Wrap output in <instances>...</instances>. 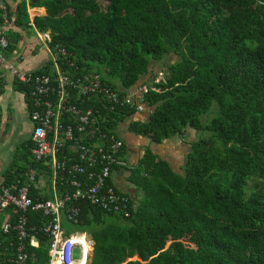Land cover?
Listing matches in <instances>:
<instances>
[{
    "label": "trees",
    "instance_id": "trees-1",
    "mask_svg": "<svg viewBox=\"0 0 264 264\" xmlns=\"http://www.w3.org/2000/svg\"><path fill=\"white\" fill-rule=\"evenodd\" d=\"M28 4L46 8L34 26L50 30V46L76 64L60 55L62 68L97 72L117 89L136 85L155 60L178 56L148 84L151 113L131 132L155 144L188 128L211 133L192 143L183 172L145 149L131 169L138 192L130 218L84 206L91 264L137 256L128 264H264V0H23L10 10L23 29L33 28ZM10 37L13 48L20 34ZM113 117V127L125 120ZM23 144L27 165L11 163L8 182L34 165L31 138ZM188 235L197 249L182 241ZM31 252L47 256L44 247Z\"/></svg>",
    "mask_w": 264,
    "mask_h": 264
},
{
    "label": "built area",
    "instance_id": "built-area-1",
    "mask_svg": "<svg viewBox=\"0 0 264 264\" xmlns=\"http://www.w3.org/2000/svg\"><path fill=\"white\" fill-rule=\"evenodd\" d=\"M10 10L0 0V93L9 83L26 87L20 90L29 94L34 165L9 182L0 175V264H37L31 251L43 246L46 264H89L92 242L86 233L68 234L62 218L79 224L86 204L130 218L132 198L113 181L115 168L129 166L128 153L111 120L113 113L128 119L132 110L147 117L149 88L140 83L117 89L97 72L62 68L60 55L66 65L76 64L66 59L65 48L50 46V31L40 37L53 55L51 69L22 70L18 64L26 57L11 46Z\"/></svg>",
    "mask_w": 264,
    "mask_h": 264
},
{
    "label": "crops",
    "instance_id": "crops-1",
    "mask_svg": "<svg viewBox=\"0 0 264 264\" xmlns=\"http://www.w3.org/2000/svg\"><path fill=\"white\" fill-rule=\"evenodd\" d=\"M9 4L10 9L12 10V12L17 13L20 3L23 0H6ZM28 1V0H27ZM28 11L30 14V25L33 28H28V29H23L19 26H17L15 24L14 21V16L12 17V25L10 27L9 30V36L11 35L12 32H16L20 34V40H18V42L14 43L15 45L13 46V48L16 50H18L19 52H23L25 54V60L18 64L19 68H21L24 71H28V70H34V69H45L46 66H49V61L52 60L50 59L48 56H44V57H36V55L38 54V49L37 50H32L30 49V51L27 52L28 49V45L27 43L29 42H36L35 44L39 45V43H41L42 38L40 37L43 31H40L39 29H37L34 24H33V18L36 15H43L46 14V8L45 7H33L30 4H28ZM33 29L34 32L37 34L39 40H30V34L29 31ZM50 31V30H48ZM46 31V32H48ZM51 32V31H50ZM11 38V37H10ZM21 44V45H19ZM47 54H49L48 51H46ZM30 65V66H28ZM41 65V66H39ZM151 63L150 66V73L151 74H147L144 78L142 79L143 81H146L150 78L154 79L157 75V72L154 69V65ZM148 78V79H146ZM7 85L6 89H10V93H5L6 89L4 91H2L0 93V105L2 107V114L0 117V127L3 126V128H7V126L9 125V122L12 121L13 116H14V112H15V104L13 103L15 99V95L12 94V92L16 93V94H20L23 97V103L24 105L21 106V110L19 111V116L21 119H23L22 115L20 114L21 111L23 113H27L28 117H29V109H28V102L26 101L27 98L23 95V93H21L20 89H17V87L19 85L16 84H12L11 86ZM5 93V94H4ZM16 111H18V107H16ZM22 113V114H23ZM146 116H144V114L142 113H134L132 116H130L128 119H125L124 121L120 122L118 125V129L120 134L122 135L124 141H125V147H126V151L128 153V161H129V166L124 167V168H115V170L113 171V178H114V183L116 184L117 188L123 192H126V194L128 193V195H130L131 197H135L134 193H137V189L134 186L132 180H131V169L133 168V165L137 164L139 159L141 158V156L144 154L145 149L147 147H150L157 155H159L160 158L167 160L171 166L173 167V169L177 172H183L185 163H186V159H187V155L189 154V152L192 149V143H194L195 139L192 138V135H194L193 133V129L188 128L187 132L185 133V135L183 137L181 136H174L172 138H169L167 140H165L163 143L161 144H155V143H150V140L144 136L135 134L133 132H131L129 130V125L131 124V122L135 121V120H142V118H145ZM30 119V117H29ZM24 120V119H23ZM31 121V120H30ZM32 123V121H31ZM32 129H33V123H32V127L30 129V135L29 138L31 137V133H32ZM12 133L15 132L14 129L11 130ZM6 170V169H5ZM4 170V171H5ZM3 171V172H4ZM3 172L0 171V175L3 174ZM62 223L63 226L65 223H70L75 225L73 222H69L66 218H62ZM83 223V219L82 221L75 225L77 227H81V224ZM67 230L68 234L73 233L74 231L71 230ZM81 233H86V236L88 238L89 241L92 242L93 244V250H92V255H91V259H90V263L92 262V258L94 255V246H95V242L93 241L91 235L89 234V232L87 231H83ZM45 248V246H43ZM42 247V248H43ZM46 249V248H45ZM47 250V249H46ZM36 257L38 258V262L37 264H46L47 259H48V250H47V256L44 258H40L36 253H35Z\"/></svg>",
    "mask_w": 264,
    "mask_h": 264
},
{
    "label": "rangeland",
    "instance_id": "rangeland-1",
    "mask_svg": "<svg viewBox=\"0 0 264 264\" xmlns=\"http://www.w3.org/2000/svg\"><path fill=\"white\" fill-rule=\"evenodd\" d=\"M29 34L31 37L30 40H33V39L39 40L37 34L34 32L33 29H31L29 31ZM35 43L34 42L27 43V45H28L27 52L30 51V49H32V50L38 49V52H37L38 54L36 55V57L37 56L38 57L48 56L50 59H53V55L51 53L50 54L46 53V48H45V45L42 41H41V43H39V45H37ZM19 45H21V44H19ZM178 59L179 58L177 55L170 54V55L164 56L160 60H155L154 62H152V64L154 65V69L157 72V75L159 74L158 79L163 77L162 74L165 75V71L167 69V66L171 63L176 62ZM28 66H30V65H28ZM39 66H41V65H39ZM159 72H162V74H160ZM148 73L151 74L150 71ZM144 77L141 78V80L137 84L146 83L148 85L152 82V78H150V77H149V79L146 78L148 80L143 81L142 79H145ZM8 85L11 86L12 84L9 83ZM6 92L10 93V89L9 88L6 89L5 93ZM12 94L15 95V99H16L13 101V103L16 105L13 119H12V121L9 122V125L7 126V128H3V126L0 127V171L1 172H3L5 169L11 167V163H13V162H15L19 166L27 165L26 160L21 158V156L24 153L28 152V149L27 150L25 149V147L23 146L24 145L23 143L29 139V135H30L29 131L32 127V123H31L26 112L23 113L21 111V113H20L24 120L21 119L19 116V111L21 110V106L24 105V103H23L24 99H23L22 95H20L19 93L16 94L14 92H12ZM16 107H18V111H16L17 110ZM148 108H150V107H148ZM216 110H217L216 105H214V107L208 113L203 115V117H202L203 121L206 122V121L210 120L216 114ZM142 120H144V118H142ZM12 129L15 130L14 133L11 132ZM191 129H193V128H191ZM193 133H194V135H192V138L195 139V141L198 140L199 138H205V137H208L209 135H211V133L209 131H196L195 129H193ZM29 159L32 160L31 155H29ZM255 181L262 183V181L259 179H255ZM252 183H253V181L250 182V184H252ZM134 194L136 195L137 193H134ZM131 198L135 199V197H131ZM139 198H140V193H139ZM65 228H67L68 230L74 231L76 233L82 232L81 227H77V226L70 224V223H65L64 229ZM182 241L186 245L191 246L193 249L198 248V246L190 240V235H188ZM171 243L172 242H169L167 247H170ZM75 256H76V258H79L78 250L75 251ZM136 260H139L138 256L131 258L127 261L131 262V261H136Z\"/></svg>",
    "mask_w": 264,
    "mask_h": 264
}]
</instances>
